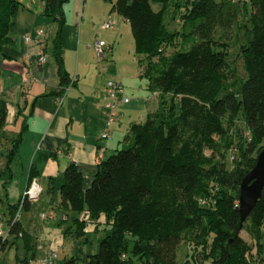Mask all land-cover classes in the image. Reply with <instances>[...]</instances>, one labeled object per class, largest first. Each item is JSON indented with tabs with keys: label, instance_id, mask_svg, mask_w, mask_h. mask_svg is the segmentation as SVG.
Masks as SVG:
<instances>
[{
	"label": "trees",
	"instance_id": "1",
	"mask_svg": "<svg viewBox=\"0 0 264 264\" xmlns=\"http://www.w3.org/2000/svg\"><path fill=\"white\" fill-rule=\"evenodd\" d=\"M43 1L45 13L61 28L68 0ZM109 1L131 23L142 75L152 89L172 93L173 102L167 107L164 100L161 112L132 122L127 137L133 136V144L103 157L89 186L75 162L66 168L60 206L68 218L69 212L79 213L72 218V233L84 235L92 222L96 228L105 223L108 231L98 251L65 257L63 264H180L183 240L197 248L194 257H212L213 264H264V188L242 227L240 212L241 183L264 148V0H244V20L241 2L186 0L181 29L165 22L170 0ZM21 6L20 0H0V51ZM178 38L180 46L167 53ZM230 38L240 45L243 75L228 60ZM54 54L62 93L71 78L60 32ZM241 114L245 127L237 128ZM6 117L0 99V130ZM234 148L229 166L227 155ZM21 200L9 204V231L0 235V250L11 236L32 248L30 232L15 218ZM31 203L25 198L24 209ZM21 263L40 264L29 257ZM183 264H191L188 254Z\"/></svg>",
	"mask_w": 264,
	"mask_h": 264
},
{
	"label": "crops",
	"instance_id": "2",
	"mask_svg": "<svg viewBox=\"0 0 264 264\" xmlns=\"http://www.w3.org/2000/svg\"><path fill=\"white\" fill-rule=\"evenodd\" d=\"M64 11L65 21L60 28L59 22L45 13L43 0H30L28 4L25 1L11 27L10 38L0 51V99L7 106L6 122L1 131L11 143L19 140L11 165H7L3 171L10 175L6 182L16 181L21 196L32 173L44 187L38 199L48 205L37 221L23 213L32 208L34 200L21 213L23 226L33 238L32 248L26 247L22 237L11 236L9 245L14 243L18 246L20 241L27 252L25 257L40 264H54L59 256L58 251L53 263H43L47 251L61 247L63 240L59 236L73 235V223L69 230H63L55 226L54 221L57 209L62 208L59 186L65 179L66 168L75 162L85 176V186H89L97 163L120 148L132 122L144 120L149 112L160 108L158 97L154 100L156 92L154 96L150 93L144 79H139L136 69L131 74L123 72L115 56L119 37L115 44H110L112 58L102 61L103 65L98 61L92 24L95 26L100 21L101 27L106 28L104 21L111 19L112 26L106 29H115L117 24L121 30L123 21L129 22L122 14L112 10V2L68 0L64 4ZM41 28L44 31L39 33ZM59 32L64 64L73 81L62 101L59 100L61 83L54 54ZM27 34L31 39L25 38ZM120 34L122 36V32ZM42 52L48 57L45 63L39 60ZM102 70L109 79L120 81L125 87L124 93L130 96L128 102H122L117 107L113 119L110 118L105 99L109 79L101 80ZM105 131L109 135L103 137ZM67 216L64 215V219ZM1 220H6V228L2 229L8 232V217L4 215ZM100 226L108 228L105 223H100L96 228L94 223V228L100 229ZM73 251L75 248H71L66 257L78 255ZM63 261H57V264H63Z\"/></svg>",
	"mask_w": 264,
	"mask_h": 264
},
{
	"label": "rangeland",
	"instance_id": "3",
	"mask_svg": "<svg viewBox=\"0 0 264 264\" xmlns=\"http://www.w3.org/2000/svg\"><path fill=\"white\" fill-rule=\"evenodd\" d=\"M22 3L27 2L29 3L30 0H20ZM24 1V2H23ZM41 1V0H39ZM170 8L165 12V22L170 26V28H178L181 29L184 26V20L181 16L182 10L185 8V3L186 0H170ZM243 1L244 0H237V2H241L239 5L240 7H243V11L240 14V19L244 20V14L245 12V7L243 6ZM176 2L180 3V7H176ZM242 5V6H241ZM153 6L155 8H159V4L153 2ZM113 14L115 13L114 11L112 12ZM175 16V17H174ZM111 21V19H110ZM124 24L121 28L119 29L118 25L116 24L115 29H106L101 27V22L98 21V23L95 24V26L92 24V36H94V42L97 39H105L107 43L110 45L111 43H114L118 41V37L120 38L119 45L117 47L118 51H115V56L118 58L119 62L121 63L123 67V72L124 73H129L131 74V71L136 69L138 71V77L143 78L145 83L147 84V89L151 90V94L154 96V92H156L159 95H156L155 93V99L158 97L160 100V108L158 111H162L165 104L164 100H167L166 106L169 107L170 104L173 102V94L172 93H165V92H160L158 90H154L150 87L149 83V77L146 75H142V69L139 63V56L136 52V41L135 37L132 31L131 23L123 21ZM120 32H122V36H120ZM230 35H233V28H230ZM179 42L177 45H171L167 48V53L171 52L172 49L175 47L180 46V38L177 39ZM231 43L232 38L229 39ZM96 49V48H95ZM240 49V45L238 43H233L229 47L228 50V60L232 63L233 68H236L239 75H243V60L241 56L238 54ZM96 55L98 58V61L102 63L106 62L107 60L112 58V48L105 47V50L102 54V56L98 53L97 50ZM117 52V53H116ZM104 63H102L103 65ZM103 71V70H102ZM102 81H105L109 79L108 75H105V72L103 71L102 75L100 76ZM142 81V80H141ZM138 85H140V81L138 80ZM175 104L177 107L179 106V100L175 99ZM245 123L243 120V116L241 114V119L237 121V128H244ZM133 136L130 138L126 137L122 144L120 145V148H128L133 144ZM13 147V143H11L10 140L3 134V132L0 130V170L3 172L7 165H8V154ZM236 148L231 149L230 152L227 155V163L229 166L232 165V158L234 155H236ZM28 167V166H27ZM8 172H3V176L0 178V194L2 197V200L0 201V213L2 215H5V217H9L10 212H9V204L12 203L13 201L17 200L20 196V186L17 185L16 181L14 182H6V180L10 177V175L7 174ZM8 192V194H7ZM44 200H39L36 199L34 200L33 206L30 210H24L25 216L28 218H33L35 221L39 219V214L42 212L43 209H46L48 207L47 204L43 202ZM67 211L64 208H61L60 210L57 209V213L55 215V226L62 227L63 230H66V228H69V226L72 224V218L77 216L79 213L78 212H69L70 218L64 219V215H66ZM1 224H3L2 228H6L4 222L6 223V220L2 222L0 221ZM100 229L94 228V223H89L87 225V229L84 235H75V232L73 235L67 234V236H59L61 240V247H57L56 250L59 253L58 258L56 259V264L58 262H62L64 258L67 256L66 253L71 249L75 248V251L78 255H81L82 257L85 256L88 252L93 253L98 251L99 249V241L102 237H104L107 234L108 229L104 228V226H100ZM241 234L247 238L248 240H251L250 235L245 231L242 230ZM64 243V247H62ZM20 244V245H19ZM18 246L16 244H11L9 245L6 249L3 250L2 253H0V261H2L1 264H21V259H24L27 252L19 241ZM194 245L191 244L188 241L183 240L181 245L178 248V261L180 264H183L186 259V255L188 254V259L190 260L191 264H213V258L212 257H205L203 259L197 257L195 254V257L193 256V253L197 248L193 247ZM200 248V247H199ZM198 248V249H199ZM25 251V252H24ZM16 254L18 257H16ZM69 254V253H68ZM3 257V259H2ZM54 263V264H55Z\"/></svg>",
	"mask_w": 264,
	"mask_h": 264
},
{
	"label": "built area",
	"instance_id": "4",
	"mask_svg": "<svg viewBox=\"0 0 264 264\" xmlns=\"http://www.w3.org/2000/svg\"><path fill=\"white\" fill-rule=\"evenodd\" d=\"M103 26L106 28H109L112 26L111 22L109 20L104 21ZM44 30L41 28L39 29V33H42ZM25 38L27 40L31 39L30 34L25 35ZM94 46L96 48V50L98 51V53L102 56L105 47H109L110 45L107 43V41L105 39H97L94 43ZM48 57L47 54L42 52L39 60L41 63H45L47 61ZM73 81H71V83L65 87V90L59 95V100L62 101L63 99V95L65 94V92L69 89V87L71 86ZM125 91V87L124 85L116 80V79H109L106 83V93H105V99H106V105L109 107L110 109V118L113 119V117L116 115L117 113V107L120 105V103L122 102H128L130 100V96L124 93ZM109 133L108 131L103 132V137L108 136ZM44 190L43 184L40 181V179L38 177H32L30 182L26 185V188L22 191L21 193V202L17 207V211L15 214V218H21V213L24 209L23 207V202L24 199L28 197V199L32 200H36L40 197V195L42 194ZM42 215L44 216L45 213H42ZM1 216V213H0ZM0 235H8V232H5L2 229V225L0 223ZM57 257V250H52L50 249L49 251H47L45 257L43 258V263H53L54 259Z\"/></svg>",
	"mask_w": 264,
	"mask_h": 264
},
{
	"label": "water",
	"instance_id": "5",
	"mask_svg": "<svg viewBox=\"0 0 264 264\" xmlns=\"http://www.w3.org/2000/svg\"><path fill=\"white\" fill-rule=\"evenodd\" d=\"M264 188V148L259 152L255 166L245 175L240 187L241 227L255 206Z\"/></svg>",
	"mask_w": 264,
	"mask_h": 264
}]
</instances>
